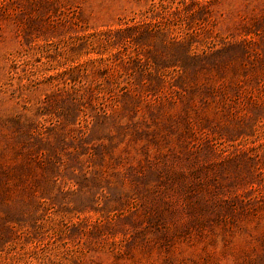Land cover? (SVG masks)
I'll use <instances>...</instances> for the list:
<instances>
[{
    "label": "rangeland",
    "instance_id": "1",
    "mask_svg": "<svg viewBox=\"0 0 264 264\" xmlns=\"http://www.w3.org/2000/svg\"><path fill=\"white\" fill-rule=\"evenodd\" d=\"M0 264H264V0H0Z\"/></svg>",
    "mask_w": 264,
    "mask_h": 264
}]
</instances>
